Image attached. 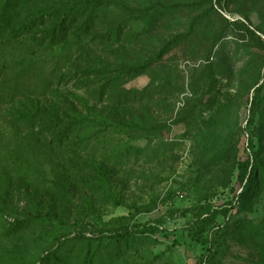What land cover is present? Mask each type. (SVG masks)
<instances>
[{
	"label": "rangeland",
	"instance_id": "obj_1",
	"mask_svg": "<svg viewBox=\"0 0 264 264\" xmlns=\"http://www.w3.org/2000/svg\"><path fill=\"white\" fill-rule=\"evenodd\" d=\"M88 1L102 13L87 40L37 57L51 88L0 101V264H53L47 250L65 237L68 264H264L247 230L264 222V90L251 104L264 82V0ZM115 3L135 10L129 22ZM117 26L120 37H107ZM11 55L0 46L10 70ZM146 59L157 62L124 86L155 79L150 105L91 98L82 84L100 87L121 64ZM36 107L63 124L91 123L57 145L18 122L15 111ZM198 205L209 209L202 217L189 212ZM25 211L59 219L27 220ZM135 226L151 232L118 244L98 236Z\"/></svg>",
	"mask_w": 264,
	"mask_h": 264
},
{
	"label": "trees",
	"instance_id": "obj_2",
	"mask_svg": "<svg viewBox=\"0 0 264 264\" xmlns=\"http://www.w3.org/2000/svg\"><path fill=\"white\" fill-rule=\"evenodd\" d=\"M65 2L62 0H43L38 7L36 6V0H2L0 3V46L11 45V52L13 53L11 56L14 58L12 60L13 62L15 60V63L11 64V70L9 67L0 64V101L17 104L32 89H42L43 91L50 89L54 84L53 76H44L41 71H38L37 57L47 52L60 53L69 44L82 43L90 36V31L94 28V22L99 14L102 13L97 9V5H92L88 0L81 2L65 0ZM216 3L220 4V0H216ZM114 5V10L122 18L120 21L129 22L130 15L134 14L135 10L129 9L120 3H115ZM151 10L145 9L141 12L148 16L147 14ZM121 22L118 26L121 25ZM118 26L117 29L115 27L113 31H109L107 37L119 38L122 33L119 31ZM258 40L260 41L259 38ZM172 45V41L166 43L159 55L168 52ZM156 62L154 59H146L141 63H123L116 74L104 77V83L100 87L95 82L87 83L88 80L83 83L82 81L80 82L84 85L91 98H105V100L118 105L131 103L150 105L154 102L158 89L155 79H151L149 84L141 90L126 89L124 84L152 69ZM10 71L11 80H8L7 77ZM89 76V74L82 75V77ZM263 90L264 82L254 89V94L251 98L253 106L258 105ZM35 109L18 110L14 113L18 115V122L32 125L33 128L37 127L39 135L46 136V138H49L57 145H62L63 143L68 145L75 138L77 131L81 128L87 130L91 123L88 119L79 121L73 119L70 123L63 124L60 122L61 120H58V113L54 116V113L50 110L46 112L38 107ZM257 166H259L258 163ZM248 168L249 164L246 162L244 170L246 171ZM252 168L253 166L249 169L248 184L252 183L254 176H256L255 169ZM261 169L264 174V167H261ZM247 187L248 185L234 199L238 205L244 198ZM258 187L264 191V180L259 182ZM230 205L231 210L239 209L238 206L235 208L232 202ZM208 210L206 205H198L189 212H194L196 216L202 217ZM227 211L229 212V210ZM228 212H226V216H228ZM23 216L27 220L59 219L52 214L31 213L29 211H25ZM244 228L246 229V227ZM247 230L252 234L254 233L258 242L261 243L262 250H264V222L257 227H247ZM149 232H151L149 228L135 226L125 228L112 235L103 236L104 234H99L98 236L105 237L103 239L106 241H113L118 244L127 237L147 235ZM77 239H80V237ZM69 242L68 237H65L48 248L47 254L55 259L53 264H68L71 262L72 259L70 257H62V251ZM58 253L61 254V259ZM101 261V258L97 259L96 262L95 258H84L81 264H108L101 263ZM44 262L45 260H42L38 264H44ZM45 264H48V260ZM208 264L214 263L209 262Z\"/></svg>",
	"mask_w": 264,
	"mask_h": 264
}]
</instances>
